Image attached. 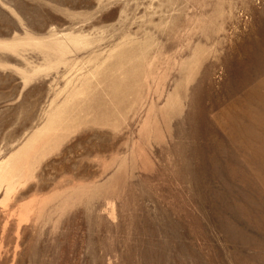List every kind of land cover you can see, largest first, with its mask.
<instances>
[{
  "label": "rangeland",
  "instance_id": "374dc122",
  "mask_svg": "<svg viewBox=\"0 0 264 264\" xmlns=\"http://www.w3.org/2000/svg\"><path fill=\"white\" fill-rule=\"evenodd\" d=\"M0 264H264V0H0Z\"/></svg>",
  "mask_w": 264,
  "mask_h": 264
}]
</instances>
